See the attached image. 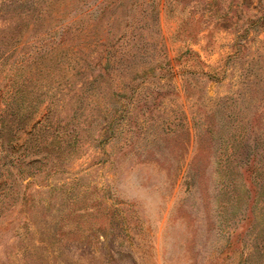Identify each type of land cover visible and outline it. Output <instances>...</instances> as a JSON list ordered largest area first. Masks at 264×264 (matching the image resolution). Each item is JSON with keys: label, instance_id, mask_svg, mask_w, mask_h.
<instances>
[{"label": "rangeland", "instance_id": "1", "mask_svg": "<svg viewBox=\"0 0 264 264\" xmlns=\"http://www.w3.org/2000/svg\"><path fill=\"white\" fill-rule=\"evenodd\" d=\"M161 239L264 264V0H0V264H155Z\"/></svg>", "mask_w": 264, "mask_h": 264}, {"label": "clouds", "instance_id": "2", "mask_svg": "<svg viewBox=\"0 0 264 264\" xmlns=\"http://www.w3.org/2000/svg\"><path fill=\"white\" fill-rule=\"evenodd\" d=\"M115 187L117 194L122 200L139 203L149 219L155 217L160 203L159 195L145 189L135 172L126 173ZM158 245L160 247V255L156 259L155 264H165L164 251L165 248L170 249L171 245H165L162 239L158 241Z\"/></svg>", "mask_w": 264, "mask_h": 264}]
</instances>
